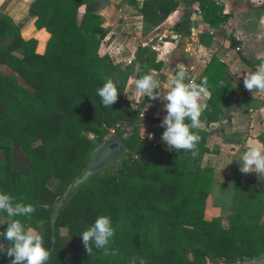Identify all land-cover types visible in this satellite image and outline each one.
Masks as SVG:
<instances>
[{
  "label": "trees",
  "instance_id": "obj_1",
  "mask_svg": "<svg viewBox=\"0 0 264 264\" xmlns=\"http://www.w3.org/2000/svg\"><path fill=\"white\" fill-rule=\"evenodd\" d=\"M178 5L177 0H146L140 10L146 28L162 24ZM195 5L210 26L225 20L213 1ZM99 10L96 0L33 1L35 25L50 36L43 53L38 40L24 39L19 25L0 11V66L12 71H0V191L32 205L34 211L18 219L42 235L50 252L46 264H129L133 257L137 264L139 259L146 264H217L218 259L243 264L260 258L264 180L259 188L245 189L237 171L233 183L241 194L228 226L221 218L205 219L214 170L201 169L198 157L208 153V134L193 130L200 140L197 155L189 152L187 160L142 136L140 128L156 121L145 117L143 105L126 98V90L132 78L159 72L162 63L148 49L138 50L130 65L100 55L106 30ZM208 72L220 91L225 70L214 63ZM107 79L118 90L112 107L96 95ZM216 101L214 93L207 111L201 110V122L220 120ZM112 130L128 149L125 158L71 192ZM102 215L115 228L108 247L118 251L116 256L95 248L89 255L80 237ZM11 259L5 253L0 264Z\"/></svg>",
  "mask_w": 264,
  "mask_h": 264
},
{
  "label": "crops",
  "instance_id": "obj_2",
  "mask_svg": "<svg viewBox=\"0 0 264 264\" xmlns=\"http://www.w3.org/2000/svg\"><path fill=\"white\" fill-rule=\"evenodd\" d=\"M33 1L0 0V11L19 25L24 39L38 40V52L43 53L50 36L35 25L36 18L30 13ZM96 1L106 30L100 55H109L115 64L130 65L135 61L138 50L148 49L155 53L157 62L162 63L161 71L151 73L156 80L180 70L186 74V83H199L207 78L209 95L199 100L203 111H207L212 95L217 93L220 120L210 125L201 122L203 126L198 130L208 134L205 146L208 153L199 152L198 158L201 169L214 170V184L206 203L205 219L221 218L224 226H228L235 200L241 194L233 183L235 173L240 172V164L235 160L252 144H264V91L254 89L250 92L243 83V72L255 71L264 62V0H211L219 6L225 18L214 27L205 23L203 15L198 13L195 7L197 0H177L178 8L154 28H146L140 13L146 0ZM214 63L225 70L220 91L208 72ZM0 71L4 75L12 74L6 66H0ZM135 79L132 78L128 84L126 98L134 106L143 105L145 117L156 121L143 125L142 136L161 146L165 152L173 153L176 158L187 160L189 152L168 149L161 140L165 130L161 127L166 115L164 103L138 93ZM146 98L148 100L143 104ZM242 175L245 189L259 188L264 180V174ZM247 195L253 199L251 194ZM4 227L6 224L0 230ZM217 264H226V261L218 259ZM243 264H264V255Z\"/></svg>",
  "mask_w": 264,
  "mask_h": 264
},
{
  "label": "clouds",
  "instance_id": "obj_3",
  "mask_svg": "<svg viewBox=\"0 0 264 264\" xmlns=\"http://www.w3.org/2000/svg\"><path fill=\"white\" fill-rule=\"evenodd\" d=\"M236 72L239 73L240 69L237 68ZM185 81L186 74L182 70L175 74H166L160 80L154 79L150 74L140 73L135 79V88L138 93L153 100L160 99L164 103L166 115L161 127L165 130L161 140L168 149H175L177 152L184 150L195 157L200 137L193 130L203 126L199 119V100L202 96L209 95L210 86L207 78L199 83ZM243 83L250 92L254 89L257 92L264 91V62H261L255 71H244ZM96 95L105 107H112L118 99L117 86L112 79H107L97 88ZM140 129L144 134V130ZM151 138L149 135V139ZM235 161L239 162L242 173L264 174V144H252ZM33 211L31 204L15 202L11 195L0 191V227L7 225V228L0 232V256L6 253L8 257L13 258L10 264H46L49 259L50 252L44 247L42 235L18 219L29 216ZM114 235L115 228L111 218L102 215L98 216L80 237L89 255L95 248L102 249L105 256H116L118 251L108 247ZM137 259L133 257L129 264H137ZM139 264H146V261L139 259Z\"/></svg>",
  "mask_w": 264,
  "mask_h": 264
},
{
  "label": "water",
  "instance_id": "obj_4",
  "mask_svg": "<svg viewBox=\"0 0 264 264\" xmlns=\"http://www.w3.org/2000/svg\"><path fill=\"white\" fill-rule=\"evenodd\" d=\"M128 152L125 144L117 137L112 136L105 144L96 151L92 164L87 169L85 174L74 184L73 192L76 188L86 184L95 174L104 171L107 168L114 166L118 160L124 157Z\"/></svg>",
  "mask_w": 264,
  "mask_h": 264
},
{
  "label": "built area",
  "instance_id": "obj_5",
  "mask_svg": "<svg viewBox=\"0 0 264 264\" xmlns=\"http://www.w3.org/2000/svg\"><path fill=\"white\" fill-rule=\"evenodd\" d=\"M197 11H198V13H199L200 15H203V13L200 11V9H197ZM237 50L240 51L239 48H238ZM111 133L114 134L115 132L112 130ZM87 137H88L90 140H96V139H97L96 136L93 135V134H88ZM155 145H156V144H155Z\"/></svg>",
  "mask_w": 264,
  "mask_h": 264
},
{
  "label": "rangeland",
  "instance_id": "obj_6",
  "mask_svg": "<svg viewBox=\"0 0 264 264\" xmlns=\"http://www.w3.org/2000/svg\"><path fill=\"white\" fill-rule=\"evenodd\" d=\"M6 73H7V70H6ZM111 133V132H110ZM109 135H111V136H113V134L111 133V134H109ZM111 138V137H110ZM102 146H100L98 149H100ZM97 149V150H98ZM122 158H125V157H122Z\"/></svg>",
  "mask_w": 264,
  "mask_h": 264
}]
</instances>
